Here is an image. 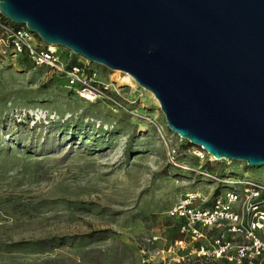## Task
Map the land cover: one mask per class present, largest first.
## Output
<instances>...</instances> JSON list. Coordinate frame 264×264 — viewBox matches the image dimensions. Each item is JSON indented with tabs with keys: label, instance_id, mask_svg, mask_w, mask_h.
Segmentation results:
<instances>
[{
	"label": "rangeland",
	"instance_id": "obj_1",
	"mask_svg": "<svg viewBox=\"0 0 264 264\" xmlns=\"http://www.w3.org/2000/svg\"><path fill=\"white\" fill-rule=\"evenodd\" d=\"M90 67L109 88L88 101L55 71L20 62L0 31V264H234L241 246L242 264H264L251 237L230 231L246 228V214L218 227L170 215L185 194L204 195L192 208L207 210L223 189L197 170L263 181L264 167L196 158L150 92ZM254 237L264 245V223Z\"/></svg>",
	"mask_w": 264,
	"mask_h": 264
},
{
	"label": "water",
	"instance_id": "obj_2",
	"mask_svg": "<svg viewBox=\"0 0 264 264\" xmlns=\"http://www.w3.org/2000/svg\"><path fill=\"white\" fill-rule=\"evenodd\" d=\"M0 16L128 74L214 161L264 167V0H0Z\"/></svg>",
	"mask_w": 264,
	"mask_h": 264
},
{
	"label": "built area",
	"instance_id": "obj_3",
	"mask_svg": "<svg viewBox=\"0 0 264 264\" xmlns=\"http://www.w3.org/2000/svg\"><path fill=\"white\" fill-rule=\"evenodd\" d=\"M0 31L5 35V41L17 59H25L35 67H46L55 71L63 78L66 87L73 90L84 100H93L98 94H102L103 91L108 90L109 85L104 81H100L97 72L90 67L91 64L95 63L85 60L84 65L71 64V55L73 53H70V57H68L65 54V50L58 49L57 46L44 44L25 26L13 27L8 22H3L0 19ZM35 37L41 41L39 44ZM111 101L115 104L114 100ZM168 150L174 165L180 167L174 161V159L177 160L180 156L179 147L169 146ZM193 155L198 159L208 156L210 161H214L211 156L199 147L198 151ZM240 164L245 165L244 163ZM195 173L200 177L216 182L223 189L213 194L212 207L207 210L204 208H192L195 202L202 204L207 201L204 195L198 192L185 194L172 209L170 215L189 220L190 225L197 223L203 227L210 225L218 227L220 226L219 220L223 219L236 223L246 214L249 218L246 228L242 226L232 227L230 231L245 234L246 238L251 237L253 239L251 247L253 249V252H251L253 257L251 258L264 256V245L254 237V231L260 229L264 223V180L221 178L218 175L203 170H197ZM235 206L238 207V211L235 210ZM239 210L241 211V215ZM190 229L192 233H197L195 228L191 227ZM215 244L218 246L216 255L220 257L224 250L220 246L219 240ZM229 259L234 264H242V262L249 260L248 248L237 247L235 259Z\"/></svg>",
	"mask_w": 264,
	"mask_h": 264
},
{
	"label": "bare ground",
	"instance_id": "obj_4",
	"mask_svg": "<svg viewBox=\"0 0 264 264\" xmlns=\"http://www.w3.org/2000/svg\"><path fill=\"white\" fill-rule=\"evenodd\" d=\"M121 82L126 83V84L130 85L131 87L135 86V84H136L135 81L126 73H125V77L123 79H121Z\"/></svg>",
	"mask_w": 264,
	"mask_h": 264
},
{
	"label": "trees",
	"instance_id": "obj_5",
	"mask_svg": "<svg viewBox=\"0 0 264 264\" xmlns=\"http://www.w3.org/2000/svg\"><path fill=\"white\" fill-rule=\"evenodd\" d=\"M0 19H1L3 22H8V23L11 24L13 27H17V25L12 24L11 22L7 21L6 19L2 18L1 16H0ZM24 60H25V59H21L20 62H22V61H24ZM216 193H217V192H216Z\"/></svg>",
	"mask_w": 264,
	"mask_h": 264
}]
</instances>
